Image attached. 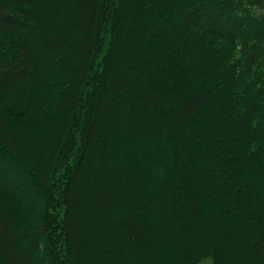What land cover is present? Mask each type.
<instances>
[{
	"label": "trees",
	"instance_id": "1",
	"mask_svg": "<svg viewBox=\"0 0 264 264\" xmlns=\"http://www.w3.org/2000/svg\"><path fill=\"white\" fill-rule=\"evenodd\" d=\"M0 264H264V0H0Z\"/></svg>",
	"mask_w": 264,
	"mask_h": 264
}]
</instances>
